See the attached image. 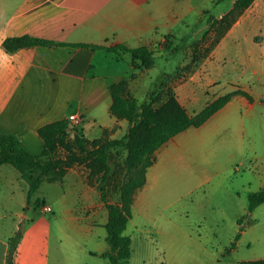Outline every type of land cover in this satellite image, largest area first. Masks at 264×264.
Returning a JSON list of instances; mask_svg holds the SVG:
<instances>
[{
    "label": "rangeland",
    "instance_id": "1",
    "mask_svg": "<svg viewBox=\"0 0 264 264\" xmlns=\"http://www.w3.org/2000/svg\"><path fill=\"white\" fill-rule=\"evenodd\" d=\"M232 1L236 0H200L209 9L199 21L193 15L190 17L192 29L186 31L185 45L166 40L162 44L166 54L161 57L157 49H148L153 58L157 56L155 66L148 71L138 70V73L147 71L136 82L138 90L132 93L139 103L153 91L158 95L155 105L158 106L169 92L192 117L217 98L240 91L232 85L244 83L251 103L256 105L249 110L239 108L238 104L231 105L202 127L187 130L155 152V167L149 172L144 203L135 209L123 234L131 241L128 264H239L264 260V205L249 213L247 203L248 194L264 188V108H261L264 106V0H256L240 16L228 15L223 20L226 14H220L232 7ZM240 18L243 21L238 30L240 36H230L223 45L224 50L217 54L218 59L225 58V64L208 61L210 52ZM195 33L198 39L193 40ZM241 51L249 63L242 79L236 60ZM126 60L130 61V56ZM119 72L125 80L136 73L125 63L119 65ZM215 74L221 80L217 88L210 85ZM159 76L171 78L164 79L158 90ZM127 94L130 96L129 91ZM93 136L88 134L87 138ZM125 155L123 152V157L117 158L111 154V172L104 185L108 204L118 208L121 206L119 188L126 176ZM73 169L82 173L88 187H96L99 194L96 183L100 176H90V169L84 165ZM13 185L10 182L0 185V211L4 210L1 205L4 201L10 210L2 224L5 232L17 221L11 212L19 211L33 219L35 200L45 199L53 202V211L46 217L55 219L58 239L55 264H109L107 259L98 256L109 250L105 241V208V223H101L99 215L98 221L80 225L81 231L75 234V247L68 243L73 233L64 213L78 201L69 195L70 188L43 185L27 206V187L22 196L19 186ZM22 201L23 209L20 208ZM92 212L90 208L89 215ZM18 226L14 236L21 232L22 225ZM60 239L65 243L63 252L59 249Z\"/></svg>",
    "mask_w": 264,
    "mask_h": 264
},
{
    "label": "crops",
    "instance_id": "2",
    "mask_svg": "<svg viewBox=\"0 0 264 264\" xmlns=\"http://www.w3.org/2000/svg\"><path fill=\"white\" fill-rule=\"evenodd\" d=\"M208 9L200 0H0V135H12L24 151L31 156H39L43 152V144L38 130L53 122L68 120L72 115H80L82 121L75 128L87 140L100 138L104 130H114L110 139L120 140L128 125L126 121L110 116L109 87L125 80L119 72V65L128 64L136 71L131 74L135 78L128 82V91L133 97L132 93L139 88L136 82L148 70L138 73V70L130 66L131 59L128 62L126 60L129 54L122 51L116 54L104 49L121 46L129 50L153 48L159 51L161 57L160 55L166 54L162 44L166 40L183 43L187 37L186 31L190 32L192 29L190 17L193 15L199 21ZM231 9L232 7L220 16ZM242 23L240 18L210 52L208 61H224L225 58L218 59L217 54L224 50L223 45L230 36H240L238 30ZM197 34H194L193 40L198 39ZM23 36L52 42L56 46L6 52L2 45L5 40ZM156 57L152 68L155 66ZM237 59L242 79L249 63L244 51L238 53ZM210 85L219 87L220 77L215 74ZM242 85L232 86L249 95L247 84ZM235 104L245 110L256 105L241 95H235L212 117ZM88 134H93L94 138H87ZM173 139L175 138L169 142ZM152 167L146 172L144 186L133 197L131 216L144 203L145 188L148 186ZM13 170L7 165L0 167V185L8 182L10 186L15 184L19 186L23 196L26 183ZM49 184H57L60 188L69 187V195L78 200L64 211L68 228L73 233L68 243H73L76 247L75 234L81 231L82 223L88 226L90 222L98 221L99 215L101 223H105V206L100 200V194L96 187L89 188L82 173L73 168L66 172L61 182H43L37 193L43 185ZM63 194L62 199L65 197L64 192ZM35 201L42 203L41 208H37L36 202L34 203L37 209L33 210L35 217L29 218L19 211L11 212L10 215L15 216L17 221L7 232L2 224L7 220V212L10 213V210L7 201L1 203L4 210L0 211V264H5L9 240L18 230V224L22 228L14 254V264L56 263L58 248L55 243L58 239L55 219L46 217V214L53 211V202H46L45 199ZM24 205L22 201L20 208L23 209ZM45 207L50 208L51 212H44ZM90 208L93 210L91 215ZM59 243V249L63 252L64 240L60 239ZM103 253L105 252L94 256Z\"/></svg>",
    "mask_w": 264,
    "mask_h": 264
},
{
    "label": "trees",
    "instance_id": "3",
    "mask_svg": "<svg viewBox=\"0 0 264 264\" xmlns=\"http://www.w3.org/2000/svg\"><path fill=\"white\" fill-rule=\"evenodd\" d=\"M256 0H236L232 9L223 18L226 20L234 14L240 16ZM3 48L8 53L19 49L32 47H51L56 44L40 39L23 36L7 39ZM167 49V47L165 46ZM107 52H125L130 55V66L134 70H149L154 65V58L146 48L129 50L125 47L104 49ZM135 78L131 75L128 80L109 87L111 104L108 112L117 120L127 122V131L120 140H111L114 130H104L100 138L87 140L83 134L71 127L68 120L62 119L45 125L38 130V136L43 144V152L39 156H31L21 147L12 135H0V167L10 166L27 186L26 205L37 193L43 182H61L66 172L74 166L84 165L90 169V176L99 177L97 189L100 200L107 212L105 241L108 252L100 255L109 264H128L131 257V241L124 236L127 221L131 218V206L136 191L145 184L147 170L153 166L155 152L172 138L188 129H198L203 126L215 113L221 110L235 95H241L250 102L252 99L242 91H236L222 96L207 104L199 113L190 117L179 104L176 97L166 92L165 99L156 105L157 93L138 102L129 96L128 82ZM159 78L158 90L164 79ZM154 93V95L152 94ZM124 157L123 166L125 179L119 188L120 208L108 204L106 200L105 180L111 172L110 156L114 153L117 158ZM248 212L252 213L260 205H264V188L247 196ZM41 208L42 203L36 202ZM20 240V231L9 240L5 264H14L16 246ZM238 240V236L235 241ZM234 244L231 248L233 249ZM240 264H264V260L244 261Z\"/></svg>",
    "mask_w": 264,
    "mask_h": 264
},
{
    "label": "built area",
    "instance_id": "4",
    "mask_svg": "<svg viewBox=\"0 0 264 264\" xmlns=\"http://www.w3.org/2000/svg\"><path fill=\"white\" fill-rule=\"evenodd\" d=\"M82 121V117L80 115H72L70 117H68V122L71 125V127H76L77 125H79ZM44 212L49 213L51 212L50 208L45 207L43 208Z\"/></svg>",
    "mask_w": 264,
    "mask_h": 264
}]
</instances>
